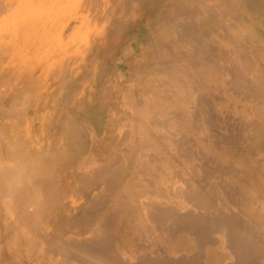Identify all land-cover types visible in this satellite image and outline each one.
Returning <instances> with one entry per match:
<instances>
[{
	"label": "bare ground",
	"instance_id": "1",
	"mask_svg": "<svg viewBox=\"0 0 264 264\" xmlns=\"http://www.w3.org/2000/svg\"><path fill=\"white\" fill-rule=\"evenodd\" d=\"M0 264H264V0H0Z\"/></svg>",
	"mask_w": 264,
	"mask_h": 264
}]
</instances>
